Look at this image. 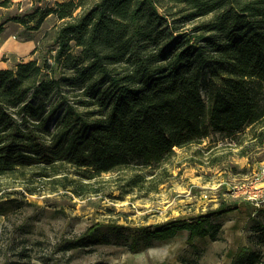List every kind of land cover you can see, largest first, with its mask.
I'll return each mask as SVG.
<instances>
[{"label": "trees", "instance_id": "trees-1", "mask_svg": "<svg viewBox=\"0 0 264 264\" xmlns=\"http://www.w3.org/2000/svg\"><path fill=\"white\" fill-rule=\"evenodd\" d=\"M36 1L0 18V38L14 21L23 42L37 41L50 16L58 21L45 33L52 44L34 51L41 59L0 70V177L161 168L176 148L264 124V0ZM186 227L219 232L209 219ZM233 264L264 262L246 250Z\"/></svg>", "mask_w": 264, "mask_h": 264}, {"label": "rangeland", "instance_id": "rangeland-1", "mask_svg": "<svg viewBox=\"0 0 264 264\" xmlns=\"http://www.w3.org/2000/svg\"><path fill=\"white\" fill-rule=\"evenodd\" d=\"M34 3L25 0L20 10L2 8L0 18L24 14ZM57 23L54 16L45 21L35 33V47H24L23 62L41 59L42 50L34 51L52 44L45 33ZM23 30L8 21L2 35ZM6 56L2 61L12 58ZM263 130L264 124H257L232 139L214 134L201 144L176 148L161 168L90 179L71 167L58 177L32 168L0 177V264H233L246 250L258 251L264 262L259 239L264 226ZM136 174L144 180L133 187ZM202 219L219 226L217 239L186 227Z\"/></svg>", "mask_w": 264, "mask_h": 264}, {"label": "crops", "instance_id": "crops-1", "mask_svg": "<svg viewBox=\"0 0 264 264\" xmlns=\"http://www.w3.org/2000/svg\"><path fill=\"white\" fill-rule=\"evenodd\" d=\"M3 1L4 0H0V3ZM12 1L14 2V6L12 8H14L20 3L24 4L25 0H12ZM53 1L55 3V2H63L64 0H53ZM24 47L28 49L29 48L33 49L35 47V43L34 41H28V42L18 41L16 34H9L6 37H3L2 35V37L0 38V70L14 69L16 68L17 64L23 62L21 58L24 56ZM6 54H7L6 57H10L11 55L12 58L10 57L9 61H2V56ZM12 60H14V65L13 64L10 65Z\"/></svg>", "mask_w": 264, "mask_h": 264}]
</instances>
